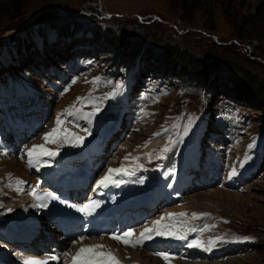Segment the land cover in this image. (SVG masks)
Returning a JSON list of instances; mask_svg holds the SVG:
<instances>
[{
	"label": "rangeland",
	"instance_id": "obj_1",
	"mask_svg": "<svg viewBox=\"0 0 264 264\" xmlns=\"http://www.w3.org/2000/svg\"><path fill=\"white\" fill-rule=\"evenodd\" d=\"M71 24L81 29L56 36L53 27ZM92 29L104 32L91 37ZM29 42L35 48L26 52L22 47ZM134 44L143 49L136 55L129 52ZM167 48L203 60L198 63L203 70L183 68L168 53L170 64L162 62L157 54ZM247 77L260 92L244 84ZM263 95L264 0H0V155L26 160L31 144L56 127L55 113L67 109L75 117L64 115L63 125L70 126L71 119L74 135L95 127L97 117L111 133L91 162L100 173L118 164V152L138 139L148 146L165 139L169 154L177 157L190 132L198 165L180 193L173 191L177 201L196 196L208 201L217 191L223 192L216 197L219 204L225 194L237 197L233 210H222L210 226L213 239L227 238L240 245L237 251L230 256L218 251L207 260L177 248L171 257L199 264H264ZM16 120L23 128L13 132L10 124ZM142 161L147 169L159 164ZM187 162L182 157L179 165ZM245 165L249 168L241 174ZM233 169L236 174L230 175ZM170 207L157 209L155 216ZM42 226L44 235L35 246L45 249L46 241L54 246L46 222Z\"/></svg>",
	"mask_w": 264,
	"mask_h": 264
},
{
	"label": "bare ground",
	"instance_id": "obj_2",
	"mask_svg": "<svg viewBox=\"0 0 264 264\" xmlns=\"http://www.w3.org/2000/svg\"><path fill=\"white\" fill-rule=\"evenodd\" d=\"M55 115H56L55 118L57 120V117L60 114L57 112V113H55ZM62 118H64V116ZM56 120H54V122H53L54 125H56ZM16 121H17L16 124H14L13 122H11V124H10V126L13 127V132L16 130V127L18 128L17 131L20 130V128H23L22 124L18 120H16ZM69 122H70V124H73L72 121H69ZM97 122H95L96 123L95 127L90 128V129L88 128V130L90 131V134H91L89 137H86V135H84V134L79 135L80 137H83V140H82V142H80L78 144L75 141H73L72 143H69L71 141H64L62 143V141H61V142H58L55 144H52V143L47 144L46 148L49 151L55 152L57 154L54 157H47V158L42 157L40 163L36 164L35 166H32V167H30L29 165L24 166L26 169V174H23V171L21 173V170L23 169V165L21 164L22 163L21 160L13 159L12 154L9 152L0 155V157L3 156L5 158L4 160H0V187L3 189V190H0V214H1V216L5 215L4 218H2V219L0 218V235H1V239L3 241H4L5 234L8 233L9 230L16 229V228L20 227L21 225H22V227H20L17 232H19L21 230V228L23 229L24 228V226H23L24 221H28L27 227L29 230H32V229L39 226L40 220L37 217H35L34 220H32V217L36 216V212L31 208V199H32L31 191L33 190V188L39 187L40 184L43 182V178H41V170L44 171V169L46 170L49 167H51V168H54L55 171L59 175H60V173L68 172L66 168L60 170V168L64 167V166H61L62 164H60V163H63L61 161L63 159H68L70 157H73L77 160H80V162H87L86 168L83 167V168L77 169V171L85 172L90 177L97 178V181H99L107 173L109 168H120L121 166H123V167L129 169L130 174H125L122 176L130 177L131 180L136 182L137 185L138 184L141 185L142 187L149 186L148 190L146 192H149L151 188H155V190H156L155 194H151L149 197H146L143 200H141L142 202H145V204L148 205L147 209H152V208L156 207L157 205H159L160 201H163V200H165L166 202L171 201L172 199L175 200L176 197H178V196L173 198L174 195H176L173 191L178 190V192H179V189H182L183 186L186 185L190 180V177L186 176L185 173H190V170L197 168L198 163H197L196 146L193 143H190L191 136L189 134L190 132H188L187 136L185 138L187 142H184L185 145L182 148V150H179V152H177L178 158L173 157V155L169 154V151L171 149V145H166L168 143L166 142L165 139H161V140L157 139L150 146L144 144V142H143L144 140L138 139V140H136L134 145L127 146V149L125 150L126 152H124L123 149L121 150L122 151L121 153L118 152L120 155V158L118 159L119 160L118 164L107 166V169L104 170L103 173H100L99 169L92 167L91 162H93V161L95 162V160H97V157L100 155V153L102 151V147L105 144L106 138L110 135V132L109 131L107 132L105 126L100 124V121H97ZM65 123H66V121H65ZM12 124H14V125H12ZM115 124H117V123H115ZM98 125H100V126H98ZM53 128L54 127L49 129V131L47 133L51 132ZM47 133H45L44 136ZM11 134H13V133H11ZM77 134H79V133H77ZM42 144H45L44 139H43V141H41V139H39L37 141H34V143L31 144V148L34 145H42ZM159 147H160V149H159L160 154L157 153V150ZM165 147H167L169 149L167 152L162 151V149H164ZM186 147H188V149H186ZM63 148H65V149H63ZM126 157H128L127 160L125 159ZM140 157H142V159L143 158L147 159V161H151V162L157 161V164L159 163L158 166L156 165L157 169L155 168L156 175L159 174L158 179L156 181L153 180V181L149 182V181L143 179V175H144L143 171H144V167L146 166L145 165L146 163H144L142 161V159H140ZM182 157L187 158V161H188L187 165H184L183 163H181L179 165V161H181ZM53 158H55V159L53 160ZM8 161H10V162H8ZM142 162L144 164H142ZM63 164H65V163H63ZM246 164L248 165V163H246ZM247 165H245L244 167L241 168L240 173L243 172V174L244 173L246 174V170H247V168H249V166H247ZM75 166H76V164H75ZM132 167H135L136 169L133 170ZM186 167H188V170ZM137 169H140V170L138 171ZM175 171L178 173V176L174 175ZM28 172L31 174H35L37 172L38 179H35V182H34L33 177L30 174H28ZM199 175H200V173H199ZM16 180H22V181H24V183L22 185H16V183H15ZM78 181H80V180H78ZM182 181H184V182H182ZM84 182H86V179H84ZM70 183H75V181L71 180ZM28 184L30 187L27 186ZM17 187H19L21 189L20 192H17L16 190H14V188H17ZM140 189H142V188H140ZM180 191H182V190H180ZM221 194H223V192L221 193V191L214 192L213 194H211L209 196L210 200H208V201L204 200L205 197L196 196V198H194V199H191V200H188L185 202L183 201L184 203L178 202V204L174 205L173 208L170 207L171 209L169 208V211L166 213V215L168 213H176V214L186 213L187 215L185 217L187 219H190L191 222H194V224L196 222L201 224V226H199V227L205 229L204 232H199L198 228L191 230L193 227L190 226L191 228L189 229V231L178 230V232H180L181 234L186 235L187 239L180 240V239H175L174 237L169 238L170 236H164V235L156 236L155 235V238H158V239H157V242L154 241V244L155 243L157 245L167 244L166 245L167 248L172 250L175 248V245L178 242L177 247L178 246L187 247L188 251H192L193 257H194L195 253H202V254H205L207 256L209 254H213L214 250H211V247H213V244H215L218 241H220L218 243V245H219L218 248H221L220 251L226 250L229 246L230 247L235 246V242L229 243V240L227 238L213 239L211 237L212 235H210L211 234L210 233V231H211L210 226L212 224L211 218L209 215L208 216L202 215V212H207L210 214H214V216H212V217H219L220 215H222V213H220L222 210L224 212H225V210L228 211L227 207L231 208L233 206V202L236 201L234 199L237 197L233 198V197H231L232 194L229 195V193L225 194L223 196V198L220 201V204L216 203V199H217L216 197H219ZM239 198H241V197H239ZM128 200H129V198L126 197L125 201H128ZM133 200L135 201V203L139 202L138 199L134 198ZM238 200H239V202H241L240 199H237V201ZM216 206H218V207H216ZM231 209L233 210V208H231ZM232 210H230V211H232ZM193 213H195L197 215L194 217ZM166 215H164V216H166ZM134 216L137 220H138V218H141V224L144 223L143 225H139V226H137L136 224L133 225V227L137 226L135 228V230L136 231L140 230V232H142L146 226L147 227L153 226V222L156 221L155 217L152 214H149V219H151L150 220L151 223H145L147 221H146V218L142 216L141 210H140V214H139V212H136L134 214ZM142 217H143V219H142ZM32 222H34V224ZM166 222L169 223V221H167V220H166ZM179 225H182V227L184 229L189 228V226H184L183 223H179ZM141 229H143V230H141ZM52 230L54 232H56L55 229H52ZM32 233H33V230H32ZM137 236L138 235L136 234V236L134 238H136ZM24 238L26 239V241L31 239L32 238L31 232L29 231L28 234H25ZM194 239L202 241V242L205 241V243H202V245L200 247H188L187 246L188 243ZM61 240H62V236H59V237L57 236L56 241H61ZM78 241H82V242L77 243L76 247L71 246V249L68 250L69 257H71L72 251H74V250L77 251L80 247H86L87 246L86 244H88L90 246V245H98V243H100L99 245L104 246L103 250H105V251L110 250V251L114 252L117 255L118 260L123 264H166L165 260H163L161 257H158L156 255H154V257H151L149 255V253H147V252L133 250V249H119V246H117V244H115L114 242H112L110 240L102 241V240H97L94 238H88V239L83 241V239L80 237V235H78ZM210 242H214V243H210ZM36 244H38V243H36ZM64 244L67 245L66 242L61 241V244H58L59 248L57 250L48 252L45 255H50L51 253H55V255H62L64 253V249L66 248ZM2 245H4L2 247H5L6 244L3 243ZM179 249H181V248H179ZM26 250H27V248H26ZM171 250H169V251H171ZM9 251H10V248H9L8 252ZM4 252H6L5 249H3V248L0 249V256H4V254H3ZM37 253H39L38 248H34L33 251H29V252L27 251L24 253H20V254H18V256H20V257H33L34 254H37ZM138 253H142L143 255L138 256ZM161 253H167L170 255V252H167V251H162ZM172 257L173 258L168 262V264H199V263L185 262L186 259H181L178 256H172ZM197 259H198V257H197ZM192 260H194V259L192 258Z\"/></svg>",
	"mask_w": 264,
	"mask_h": 264
},
{
	"label": "snow or ice",
	"instance_id": "obj_3",
	"mask_svg": "<svg viewBox=\"0 0 264 264\" xmlns=\"http://www.w3.org/2000/svg\"><path fill=\"white\" fill-rule=\"evenodd\" d=\"M78 102L83 103L84 98H78ZM99 109L97 108V111ZM64 115H73V113L70 110H65L64 113H61L56 120V127L52 129L51 132L47 133L44 136L45 144L42 145H34L31 149H28L26 152L27 155V164L32 167L36 164L40 163L41 158L44 156L48 157H54L57 153L51 152L46 148V145L49 143L55 144L61 141H69V138H71V141H75L77 144L82 142L83 137L76 136L72 133L67 132L66 129H63L62 125L64 121L61 119ZM89 116H94L95 112L89 113ZM85 131H88L85 129ZM156 135H160V133H157ZM169 149L165 147L162 149L163 152H167ZM126 160L128 157L125 158ZM125 174H130V170L121 166L120 168H109L107 173L99 180L97 181V188H107L110 184L118 185L122 181H118L115 179L116 176H121ZM236 170L233 169L230 175H235ZM16 185H22L24 181L22 180H16ZM17 192H20L21 189L19 187L16 188ZM34 196L37 194L35 192L32 193ZM40 200L45 199L44 196H38L37 197ZM49 199H56V196H50ZM40 206H46V205H40ZM100 206V202L97 200L89 199L86 203H84L81 206L77 207V211L81 212L82 214L86 215H92L95 210ZM186 213H168L166 216H161L159 220H156L153 222V226L151 227H145L142 232L139 233V238H134L136 236L135 232L133 230L124 231L122 233H117L111 235L109 238L113 239L126 247H132L136 248L142 244L145 240H151L154 235L160 236H172L175 239L184 240L187 239L186 235L181 234L177 230L174 229L173 225L171 223L165 224L164 222L167 220L171 222L174 217H183L186 216ZM197 214L193 213V216L195 217ZM82 241H77V243H80ZM202 241L199 240H192L188 243V247H200L202 245ZM214 243V242H210ZM103 245H90L86 247H80L75 255L71 256V264H120V261L115 257V255L109 250L104 251ZM65 257H67V253L63 254ZM155 255L160 256L163 260H165L166 264L173 258L167 253H155ZM52 260H57L58 257L53 255L51 257ZM25 264H47L46 261L37 262L35 260H28L25 261Z\"/></svg>",
	"mask_w": 264,
	"mask_h": 264
},
{
	"label": "trees",
	"instance_id": "obj_4",
	"mask_svg": "<svg viewBox=\"0 0 264 264\" xmlns=\"http://www.w3.org/2000/svg\"><path fill=\"white\" fill-rule=\"evenodd\" d=\"M52 27V26H51ZM53 29H54V31H56V29H58V33L56 32V35H57V37L59 36V37H65L66 35H70V34H72L73 33V31L74 32H78V30H80L81 29V27H75L74 28V26H73V24H71V25H64V27L63 26H60V27H53ZM106 31H108V30H106ZM101 32H104V31H100V32H98V30L97 29H92V30H90V31H87V34H90L91 36H93V37H97L98 36V34L99 33H101ZM82 33V32H81ZM80 33V34H81ZM84 33V32H83ZM82 33V34H83ZM76 34V33H75ZM67 37V36H66ZM122 43H125V42H122ZM20 44V42L18 43L17 42V46H20L19 45ZM126 45H128V44H126ZM125 45V46H126ZM140 46L141 45H139V44H137V45H131V47H130V49H129V52L131 53V54H134V55H136V54H138L139 52H141L143 49L142 48H140ZM138 47V48H137ZM33 48H35V45L34 46H31L30 45V42L28 43V45L27 46H23L22 47V49L24 50V51H26V52H30ZM19 48L17 47V52H19V50H18ZM166 53H168V55H172L171 57H173L174 59H175V57H177L176 58V61H175V63H177V64H181L182 66H183V68L185 67L186 69H197V70H203V66H199V62H202L203 60H200L199 58H196V57H194L193 55H191L190 53H188L187 51H185V52H182V51H178V50H173V49H170V48H167V49H165L161 54H157V57H158V59H160L162 62H164V63H168V62H170V58L167 56V54ZM150 54H153V53H151V50L149 49V57H151L152 55H150ZM166 58H168V59H166ZM156 59V58H155ZM157 60V59H156ZM169 60V61H168ZM183 64H182V63ZM187 65H186V64ZM168 64H170V63H168ZM176 64V65H177ZM174 66V65H173ZM211 66L210 65H208V66H206L205 67V70H208V72L211 70V68H210ZM213 69V68H212ZM243 82H244V84H248V85H250L249 87L251 88V89H254V90H258L259 92H260V89H259V85H257L256 83H253L254 81H252V80H249V77H247V80H243ZM250 83V84H249ZM252 84V85H251ZM263 97H264V95H263Z\"/></svg>",
	"mask_w": 264,
	"mask_h": 264
}]
</instances>
